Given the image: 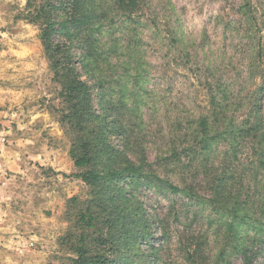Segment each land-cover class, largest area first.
Instances as JSON below:
<instances>
[{"label":"rangeland","instance_id":"obj_1","mask_svg":"<svg viewBox=\"0 0 264 264\" xmlns=\"http://www.w3.org/2000/svg\"><path fill=\"white\" fill-rule=\"evenodd\" d=\"M25 2L0 0V264H72L71 235L78 229L69 202L83 199L87 187L75 177L70 139L59 122V87L39 32L17 18ZM105 30L103 50L114 55L108 61L116 66L109 70L103 63L107 91L137 116L135 134L158 175L208 196L206 171L228 165L235 189L249 195V187L262 185L256 195L264 196V168L251 157L248 142L228 157L226 142L213 147L205 169L199 162L189 166L183 150L189 130L208 109L209 90L218 100L224 91L221 104L235 122L245 119L253 102L264 120V0H144L141 14L130 21L117 16ZM173 148L178 164L172 163ZM141 195L167 233L156 264H190L184 245L194 237L203 240L204 264H244L240 253L226 247V229L212 209L179 195L144 189ZM154 243L158 247L160 240ZM223 248L226 259L216 262ZM253 263L264 264V246Z\"/></svg>","mask_w":264,"mask_h":264},{"label":"trees","instance_id":"obj_2","mask_svg":"<svg viewBox=\"0 0 264 264\" xmlns=\"http://www.w3.org/2000/svg\"><path fill=\"white\" fill-rule=\"evenodd\" d=\"M143 5L144 0H26L17 16L39 32L53 81L59 87V122L70 139L69 156L78 170L75 177L87 187L83 199L73 197L69 202L73 210L69 217L78 229L76 235H71L75 239L72 264H156L160 260L157 251L167 233L161 229L159 217L151 215L141 200L142 189L157 196L179 195L212 209L226 229V247L240 253L244 264H254L264 246V196L256 195L262 185L254 190L249 187L251 195H242L234 188L233 172L228 165L220 172L206 171L208 196L199 195L185 181L179 186L161 178L148 162L142 142L135 134L134 127H139L137 116L131 114L122 99L112 100L107 91L108 70L103 63L111 67L108 60L114 55L103 50L101 38L107 32L105 26L117 16L132 20L142 13ZM115 45L119 50V45ZM116 47L110 52H116ZM220 91L218 100V94L209 90L208 109L187 134L188 145L183 150L188 165L199 162L197 166L205 169L213 147L226 142L228 157L235 155L238 145L248 142L251 157L259 168H264L261 111L253 102L245 119L235 122L221 104L225 93ZM175 150L172 163L178 164L181 157ZM256 212L258 219L252 217ZM243 230L251 231L252 235H241ZM156 239L160 240L158 247ZM245 242L249 244L245 246ZM253 244L259 247L258 251L252 249ZM202 245L199 237L184 245L188 263L204 264ZM226 252L223 248L216 262H223Z\"/></svg>","mask_w":264,"mask_h":264}]
</instances>
